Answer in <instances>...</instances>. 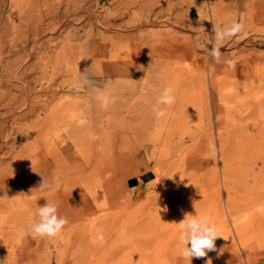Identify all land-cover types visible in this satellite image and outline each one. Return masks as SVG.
I'll return each instance as SVG.
<instances>
[{
	"label": "rangeland",
	"instance_id": "obj_1",
	"mask_svg": "<svg viewBox=\"0 0 264 264\" xmlns=\"http://www.w3.org/2000/svg\"><path fill=\"white\" fill-rule=\"evenodd\" d=\"M47 202L62 233L18 238ZM186 215L221 236L197 264H264V0H0V264H177Z\"/></svg>",
	"mask_w": 264,
	"mask_h": 264
},
{
	"label": "clouds",
	"instance_id": "obj_2",
	"mask_svg": "<svg viewBox=\"0 0 264 264\" xmlns=\"http://www.w3.org/2000/svg\"><path fill=\"white\" fill-rule=\"evenodd\" d=\"M213 24L211 33L213 38V45L209 49V57L216 63L221 62L220 46L225 40L234 38L244 30V24L239 20L233 18L223 25L217 26L214 19H210ZM206 30L201 29V34ZM231 69L235 67L233 61L225 62ZM97 87L93 79L88 73V69L80 72L79 80L73 85L76 92L87 91ZM100 106L107 111L114 103V99L110 94L102 93L97 97ZM175 103V96L172 87H165L161 94L156 98L153 105V113L157 119L166 116L165 107H170ZM89 123L87 117L81 118L79 124L81 126ZM212 150L214 151V146ZM68 224V220L57 214V207L54 204L46 203L44 206L38 207V220L31 224L30 229L20 230L17 237L22 239L26 235H31L33 238H56L62 233V230ZM178 225V241L181 245L180 254L183 258L189 261L191 259L204 258L209 252L217 251L215 241L221 237L219 235L218 227L215 223H210L206 216L186 215L185 218L176 223ZM93 244H103L105 237L102 231H98L96 236L91 241ZM190 245V246H189ZM211 260L207 261L209 264Z\"/></svg>",
	"mask_w": 264,
	"mask_h": 264
},
{
	"label": "bare ground",
	"instance_id": "obj_3",
	"mask_svg": "<svg viewBox=\"0 0 264 264\" xmlns=\"http://www.w3.org/2000/svg\"><path fill=\"white\" fill-rule=\"evenodd\" d=\"M227 227V226H226ZM226 248V247H225ZM220 250V249H219ZM228 250V249H227ZM233 250V249H232ZM222 251V250H221ZM231 251V250H230ZM235 251V250H234ZM226 252V251H225ZM210 253H208V255H209ZM222 254V253H221ZM207 255V256H208ZM229 256H230V254H228ZM226 256V255H225ZM231 256H232V254H231ZM224 257V256H223ZM204 260H205V258H203ZM179 261V263H177V264H181V263H183L184 264V262L186 261L187 262V264H189V261L188 260H186L185 258H179L178 259ZM202 260V258H200V259H196V258H192L191 259V264H197V262H199V261H201ZM207 262V261H206ZM224 262H225V260H224ZM204 263V262H203ZM212 263V262H211Z\"/></svg>",
	"mask_w": 264,
	"mask_h": 264
}]
</instances>
